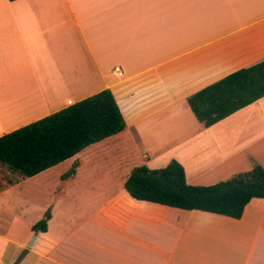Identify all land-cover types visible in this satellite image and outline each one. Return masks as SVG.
Segmentation results:
<instances>
[{
  "label": "crops",
  "instance_id": "crops-1",
  "mask_svg": "<svg viewBox=\"0 0 264 264\" xmlns=\"http://www.w3.org/2000/svg\"><path fill=\"white\" fill-rule=\"evenodd\" d=\"M262 60L264 0H0V136L107 88L127 122L67 159L107 146L63 208L53 167L0 181V264H264V198L237 219L125 189L144 164L205 186L264 167V97L211 126L188 103Z\"/></svg>",
  "mask_w": 264,
  "mask_h": 264
},
{
  "label": "trees",
  "instance_id": "trees-1",
  "mask_svg": "<svg viewBox=\"0 0 264 264\" xmlns=\"http://www.w3.org/2000/svg\"><path fill=\"white\" fill-rule=\"evenodd\" d=\"M14 1V0H11ZM264 97V60L238 69L188 97L196 117L211 126ZM127 127L110 89H103L54 113L0 136V163L22 177H32L116 135ZM74 164L63 178L75 174ZM125 189L135 199L186 210H202L241 218L255 197L264 198V167L212 185H193L183 165H140L132 169ZM50 214L33 228L46 231Z\"/></svg>",
  "mask_w": 264,
  "mask_h": 264
},
{
  "label": "rangeland",
  "instance_id": "rangeland-1",
  "mask_svg": "<svg viewBox=\"0 0 264 264\" xmlns=\"http://www.w3.org/2000/svg\"><path fill=\"white\" fill-rule=\"evenodd\" d=\"M106 148L107 146L103 143L96 145L91 149H89L88 151L82 153L77 159H75L76 158L75 157L71 159L69 162L68 159L63 163H60L59 165L51 168L47 173L44 174V176L49 179V181L51 182L50 184L52 186L59 184V188L61 191L60 194L64 195V197H62L61 199L62 208L65 207L63 201H66L69 198V194L74 193L77 187V184H74L73 186L69 184L71 182L69 180L70 177H66L65 179L62 180L63 174L73 167L74 162H78V163H82V169L80 173L81 177L94 176L95 175L94 173L97 170L96 168L89 166V164L92 162H102L104 159L106 160L107 159L106 158L107 156L105 154ZM122 163L124 164L125 161L122 160ZM18 177L19 176L17 173H14L10 168L6 167L5 165L0 164V181L1 180H3V182H6L8 180L15 181L18 179ZM80 184L82 185L83 183L81 182Z\"/></svg>",
  "mask_w": 264,
  "mask_h": 264
},
{
  "label": "water",
  "instance_id": "water-1",
  "mask_svg": "<svg viewBox=\"0 0 264 264\" xmlns=\"http://www.w3.org/2000/svg\"><path fill=\"white\" fill-rule=\"evenodd\" d=\"M34 239V238H33Z\"/></svg>",
  "mask_w": 264,
  "mask_h": 264
}]
</instances>
